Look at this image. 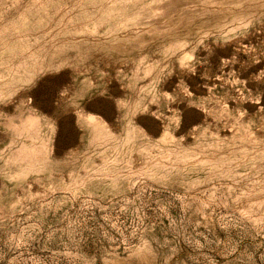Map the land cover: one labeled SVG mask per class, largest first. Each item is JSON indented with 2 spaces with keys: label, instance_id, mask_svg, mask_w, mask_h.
<instances>
[{
  "label": "rangeland",
  "instance_id": "rangeland-1",
  "mask_svg": "<svg viewBox=\"0 0 264 264\" xmlns=\"http://www.w3.org/2000/svg\"><path fill=\"white\" fill-rule=\"evenodd\" d=\"M0 264H264V0H0Z\"/></svg>",
  "mask_w": 264,
  "mask_h": 264
}]
</instances>
